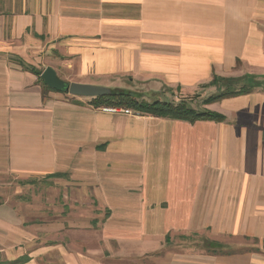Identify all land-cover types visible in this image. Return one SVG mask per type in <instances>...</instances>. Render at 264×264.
<instances>
[{"label": "crops", "instance_id": "1", "mask_svg": "<svg viewBox=\"0 0 264 264\" xmlns=\"http://www.w3.org/2000/svg\"><path fill=\"white\" fill-rule=\"evenodd\" d=\"M48 66L225 119L95 106L44 89ZM255 72L264 0H0L2 259L264 264V88L205 102L214 76Z\"/></svg>", "mask_w": 264, "mask_h": 264}, {"label": "trees", "instance_id": "2", "mask_svg": "<svg viewBox=\"0 0 264 264\" xmlns=\"http://www.w3.org/2000/svg\"><path fill=\"white\" fill-rule=\"evenodd\" d=\"M31 70L39 76V80L42 82L44 89L59 91L45 84L41 77L42 71L35 68H31ZM210 84L218 86L219 89L205 99L206 103L250 93L261 87L264 88V74L245 73L239 76H214ZM61 91L68 93L67 90ZM91 103L95 106L129 108L133 109L136 113H148L159 117L187 120L191 123L198 120L222 121L225 119V116L219 112L197 110L185 101L173 103L161 100L148 101L138 99L131 91L122 88H111L110 94L93 97ZM46 184L49 185L50 181L46 182ZM26 260V257L11 262L0 260V264H22Z\"/></svg>", "mask_w": 264, "mask_h": 264}, {"label": "water", "instance_id": "3", "mask_svg": "<svg viewBox=\"0 0 264 264\" xmlns=\"http://www.w3.org/2000/svg\"><path fill=\"white\" fill-rule=\"evenodd\" d=\"M41 77L45 84L51 88L57 90H67V92L74 96L83 97H97L111 93V88L90 84V83H80V82H67L60 78L56 70L50 66L46 67L41 73Z\"/></svg>", "mask_w": 264, "mask_h": 264}, {"label": "rangeland", "instance_id": "4", "mask_svg": "<svg viewBox=\"0 0 264 264\" xmlns=\"http://www.w3.org/2000/svg\"><path fill=\"white\" fill-rule=\"evenodd\" d=\"M255 73H259V72H255ZM240 74H234V76H239ZM242 75V74H241ZM107 87V86H106ZM219 89V88H218ZM218 91V90H217ZM217 91H215V92H217ZM214 92V93H215ZM38 185H40L39 187H38ZM36 187H38V191H44L45 192V190H46V187H48V185L47 184H37V186ZM32 192V191H31ZM31 192H29L28 193V196L30 195V193ZM43 195H45V193L43 194ZM43 200H46V198L44 197L43 198ZM206 235V233L204 234V236ZM239 240V241H238ZM197 243V245L201 248V249H204V250H208V251H211L212 249H209V248H212L211 246H208L207 245V243H206V241L205 240H202L201 241V239H198V241H196ZM256 243V241L255 240H252V239H243V238H236V244H235V247H234V249H244V248H255L254 247V244ZM209 247V248H208ZM225 247H227V246H225ZM224 247V249L226 250V248ZM221 250V249H220ZM0 260H3L2 259V255H1V253H0Z\"/></svg>", "mask_w": 264, "mask_h": 264}, {"label": "built area", "instance_id": "5", "mask_svg": "<svg viewBox=\"0 0 264 264\" xmlns=\"http://www.w3.org/2000/svg\"><path fill=\"white\" fill-rule=\"evenodd\" d=\"M124 111H125L126 113H128V114L136 113V112H133V111H132L131 109H129V108L124 109Z\"/></svg>", "mask_w": 264, "mask_h": 264}]
</instances>
